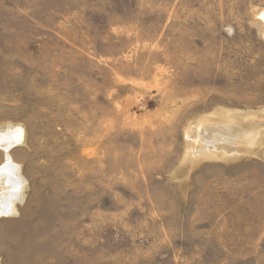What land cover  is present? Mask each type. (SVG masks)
I'll list each match as a JSON object with an SVG mask.
<instances>
[{"label":"rangeland","instance_id":"rangeland-1","mask_svg":"<svg viewBox=\"0 0 264 264\" xmlns=\"http://www.w3.org/2000/svg\"><path fill=\"white\" fill-rule=\"evenodd\" d=\"M14 129L0 264H264V0H0Z\"/></svg>","mask_w":264,"mask_h":264},{"label":"bare ground","instance_id":"bare-ground-1","mask_svg":"<svg viewBox=\"0 0 264 264\" xmlns=\"http://www.w3.org/2000/svg\"><path fill=\"white\" fill-rule=\"evenodd\" d=\"M21 131L22 130L20 129H14L12 131H8L7 133L0 135V146L5 152V160L3 164L0 166V174L3 173H6L7 175L9 174L8 177L11 178H14L16 176L14 174L15 167L13 166V162L11 160L8 151L14 142H18L21 139L22 137Z\"/></svg>","mask_w":264,"mask_h":264},{"label":"water","instance_id":"water-1","mask_svg":"<svg viewBox=\"0 0 264 264\" xmlns=\"http://www.w3.org/2000/svg\"><path fill=\"white\" fill-rule=\"evenodd\" d=\"M2 214H5V213H2Z\"/></svg>","mask_w":264,"mask_h":264}]
</instances>
